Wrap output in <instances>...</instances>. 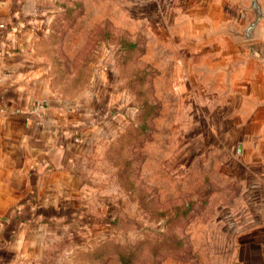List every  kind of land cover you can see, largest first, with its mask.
I'll list each match as a JSON object with an SVG mask.
<instances>
[{"label":"crops","instance_id":"0c3cea01","mask_svg":"<svg viewBox=\"0 0 264 264\" xmlns=\"http://www.w3.org/2000/svg\"><path fill=\"white\" fill-rule=\"evenodd\" d=\"M55 1L0 0V264H66L102 234L93 219L109 188L100 156L121 122L109 105L97 109L93 66L75 93L56 85L55 62L73 58L49 37ZM86 2L91 28L95 10ZM118 2L149 60L176 81L172 91L209 109L201 142H212L237 189L221 215L231 237L224 264H264V0L250 38L240 34L254 16L251 0Z\"/></svg>","mask_w":264,"mask_h":264},{"label":"rangeland","instance_id":"374dc122","mask_svg":"<svg viewBox=\"0 0 264 264\" xmlns=\"http://www.w3.org/2000/svg\"><path fill=\"white\" fill-rule=\"evenodd\" d=\"M86 1H55L49 37L73 58L55 62V82L75 93L93 66L97 109L109 105V117L121 123L100 156L109 188L94 202L93 219L102 234L66 264H224L231 237L221 215L237 189L221 173L212 142H201L209 109L195 95L172 91L176 81L149 60L118 0H93L91 28Z\"/></svg>","mask_w":264,"mask_h":264},{"label":"water","instance_id":"95a60500","mask_svg":"<svg viewBox=\"0 0 264 264\" xmlns=\"http://www.w3.org/2000/svg\"><path fill=\"white\" fill-rule=\"evenodd\" d=\"M251 7L254 12L253 18L249 21L243 32H241V36L244 38H250L253 35V29L257 23V21L262 16V12L260 10V7L258 5L257 0H251Z\"/></svg>","mask_w":264,"mask_h":264},{"label":"built area","instance_id":"2783aa9c","mask_svg":"<svg viewBox=\"0 0 264 264\" xmlns=\"http://www.w3.org/2000/svg\"><path fill=\"white\" fill-rule=\"evenodd\" d=\"M6 25L4 22H0V29L5 28ZM3 51L0 50V54H2ZM7 111V107L0 101V120L2 119V117L4 116L5 112ZM14 113H18L20 111V109L18 108H14L12 110Z\"/></svg>","mask_w":264,"mask_h":264}]
</instances>
